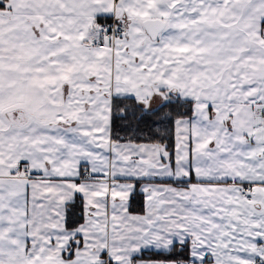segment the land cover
Listing matches in <instances>:
<instances>
[{"label": "snow or ice", "instance_id": "1", "mask_svg": "<svg viewBox=\"0 0 264 264\" xmlns=\"http://www.w3.org/2000/svg\"><path fill=\"white\" fill-rule=\"evenodd\" d=\"M0 264H264V0H0Z\"/></svg>", "mask_w": 264, "mask_h": 264}]
</instances>
